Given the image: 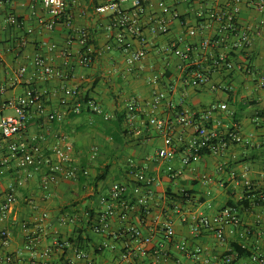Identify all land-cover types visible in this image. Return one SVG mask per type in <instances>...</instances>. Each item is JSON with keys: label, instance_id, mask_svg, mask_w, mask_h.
Returning a JSON list of instances; mask_svg holds the SVG:
<instances>
[{"label": "crops", "instance_id": "0c3cea01", "mask_svg": "<svg viewBox=\"0 0 264 264\" xmlns=\"http://www.w3.org/2000/svg\"><path fill=\"white\" fill-rule=\"evenodd\" d=\"M102 1L74 0L68 10L75 27L87 30L94 47L92 64L85 68L79 64L82 47L63 21L53 30L46 29L50 16L41 0H0V116L14 115L9 103L28 89L43 93L46 105L45 114L32 117L19 135L9 140L0 135V205L9 193L16 198L8 217L0 222V229L9 235L7 246L0 242V254L10 253L21 264H40L45 247L52 246L55 239H66L70 246L55 250L50 264H151L158 259L159 264H206L205 260L211 263L226 255L234 256L232 264H252L255 251L264 255V9L260 12L256 8L258 0H148L146 15L141 17L148 40L147 56L141 65L129 70L120 52L104 50L117 32L106 31L110 16L94 10ZM130 6L125 4L124 8ZM163 6L177 12L179 19L168 23L167 34L155 35L150 28L166 16ZM223 8L236 10L237 37L244 36L249 43L230 55L237 68L214 70L206 85L193 87L187 84L188 63L161 50L167 44L198 46L205 38L214 39L213 28L198 31L196 13ZM11 17H16L19 25L10 23ZM189 29L198 32L190 36ZM210 54L199 55L201 67L209 65L204 57L210 59ZM36 58H44L55 71L46 81L34 65ZM23 67L26 71L21 74ZM156 75L157 85L152 83ZM71 88L79 95L68 100L63 120L49 121L48 114L64 110L60 101L64 90ZM155 90L165 94L157 107H153ZM89 98L97 102L108 120L87 108L75 112L76 105ZM134 100L137 111L129 114L127 105ZM181 102L196 111L225 103L227 110L216 112L215 118L222 126L236 124L245 138L251 136V143L230 145L220 155L207 152L193 169L184 168L180 178L170 180L167 167L180 168L194 129H185L181 142L176 139L173 158L160 159L163 138L148 120L171 116ZM156 142L159 146L152 155L145 146ZM12 143L37 146L43 157L53 161L55 147L71 143L72 165L88 173L77 180L57 175L44 189L46 167L40 171L18 167L17 160L10 157ZM132 167L156 178L154 196L146 206L133 210L126 223L115 216L107 233H94L84 214L96 215L104 209L101 199L109 196L114 183L124 186L127 202L147 196L146 189L135 192ZM99 175L101 181L96 180ZM225 207L237 209L242 225L238 231L227 235L224 242L212 231L192 233L195 218L213 216ZM43 213L49 216L48 226L41 225ZM63 215L75 219L60 225ZM167 223L174 230L171 238L161 230ZM23 224L39 237L33 245L25 239ZM126 225L141 230L151 242L135 243L124 231ZM245 228L250 229L249 235L242 234ZM237 245L245 246L248 254L236 256ZM76 248L87 255L85 259L75 257ZM160 248L164 255L158 257ZM128 251L129 261L122 257Z\"/></svg>", "mask_w": 264, "mask_h": 264}, {"label": "built area", "instance_id": "2783aa9c", "mask_svg": "<svg viewBox=\"0 0 264 264\" xmlns=\"http://www.w3.org/2000/svg\"><path fill=\"white\" fill-rule=\"evenodd\" d=\"M91 2L95 0H89ZM183 2L186 0H177ZM205 1V0H202ZM74 0H41L43 9L49 14L50 20L45 24L47 30H53L59 21L67 29L71 31L76 37L77 41L82 47V53L79 58V64L88 68L92 64V57L94 54V47L90 42L89 34L86 29L75 27L72 17L68 13L70 4ZM130 4V8L125 9L124 5ZM148 0H103L101 3L95 5L94 10L98 14H108L110 16L109 23L105 26L108 32L116 31L115 39L108 44L104 50L118 51L123 57L129 70L138 67L146 59L147 56V36L141 22V17L146 15ZM256 8L261 12L264 9V0H258L255 3ZM163 13L166 15L158 19L150 28V32L155 35H165L168 33V23L171 20L179 19V14L171 11L168 7L163 6ZM198 31L205 28H213L215 31V38H205L198 46L187 45L180 47L172 44H167L162 48V53L167 56H175L183 62L188 63V80L187 84L193 87H202L209 82L210 74L214 70L231 71L237 67L231 60V53L243 49L249 41L245 37H237L238 27L236 19V10L219 9L213 11H205L199 9L196 13ZM9 22L14 25H19L16 17H11ZM185 25L184 22H181ZM264 25V20L261 21ZM197 29H189L190 36L197 34ZM31 32V30H28ZM215 50H220L218 54H214ZM208 52L212 55L210 59L204 57L205 61L209 63L207 67H201L199 58L202 53ZM35 67L40 71V78L43 81L51 78L55 71L47 63L44 58H36L34 60ZM26 68L23 67L20 73H24ZM159 76L153 77L152 83L158 84ZM79 92L76 88L65 89L64 98L60 101V105L64 108L61 112H54L48 114L49 121H62L65 116V109L70 98H77ZM153 107H157L164 99L165 94L161 91H154ZM9 106L14 110V115L0 116V135L3 139L9 140L26 128L28 121L34 116H41L46 112L45 98L43 93L28 89L25 93L19 96L16 100L9 103ZM82 108H87L92 113L102 115L105 120L109 119L105 115L97 102L92 99H86L79 102L75 107V112L80 113ZM138 105L134 101L127 105L129 114L137 111ZM227 105L225 103L213 104L207 110L196 111L183 105L181 102L176 111L169 117H151L148 124L163 138V146L158 150V158H173L176 154V139L182 141L185 129L193 128L194 134L185 146L184 153L180 159V168H175L172 165L167 167L168 178L176 180L183 174L184 168L193 169L194 165L208 152L213 155H220L230 145H249L251 143V136L245 138L236 124L223 125L221 121L217 120L214 114L218 111H226ZM221 126L222 130L218 127ZM40 149L37 146L21 147L16 143L9 146L10 157L17 160L20 168H33L40 171L46 167L44 172L43 188L48 189L55 177L61 176L69 180H77L81 175H86V170H81L72 165L71 156L74 152L71 143H64L62 146H57L54 149L56 161L48 157H43L40 154ZM130 173L135 181V192L139 193L141 189L147 190V196L139 197L135 202H127L123 199L125 188L120 183H114L111 186L108 197L101 199V204L104 209L99 211L96 215L90 212H85V216L89 219L88 226L96 234H105L109 231L110 220L118 216L121 222L126 223L129 214L139 206H146L148 199L154 196L153 187L157 184L156 178L147 175L143 170L132 167ZM16 198L12 193L6 195L4 201L0 205V222L5 221L12 206L15 204ZM49 216L43 213L40 219L41 225L48 226ZM75 218L68 215H63L59 219L60 225H66L68 222L74 221ZM241 221L238 211L235 207H225L213 216H200L195 218V222L191 225L193 234L200 233L201 230L212 231L215 233L220 242L226 240L227 235H231L241 228ZM25 233V239L29 245H33L37 240V236H33L31 230L26 224L22 226ZM166 237L171 238L174 235V230L171 224L167 223L162 229ZM128 234L131 235L135 243H150L151 238L142 234L141 230L132 225H126L124 228ZM250 229L245 228L242 234L249 235ZM8 232L0 229V242L3 246L9 244ZM70 246L66 239H55L52 246L45 247L42 251V262L40 264H50V259L55 250L64 251ZM244 248L245 246H241ZM184 249L183 246L180 247ZM143 253L142 249H139ZM75 257L77 259H85L86 254L74 249ZM157 256L164 255L163 249L157 251ZM238 256V253L235 254ZM124 260L129 261L131 253L128 251L122 255ZM233 255H226L221 259H217L210 263L205 260L206 264H232ZM252 264H264V255L255 251L251 255ZM0 264H21L15 261L10 253L0 254ZM66 264H75L74 261H68ZM151 264H159V259Z\"/></svg>", "mask_w": 264, "mask_h": 264}, {"label": "rangeland", "instance_id": "374dc122", "mask_svg": "<svg viewBox=\"0 0 264 264\" xmlns=\"http://www.w3.org/2000/svg\"><path fill=\"white\" fill-rule=\"evenodd\" d=\"M11 112H6V114H9ZM159 144L156 142L154 145L145 146V149L148 153L154 154L156 150L158 149Z\"/></svg>", "mask_w": 264, "mask_h": 264}, {"label": "trees", "instance_id": "16d2710c", "mask_svg": "<svg viewBox=\"0 0 264 264\" xmlns=\"http://www.w3.org/2000/svg\"><path fill=\"white\" fill-rule=\"evenodd\" d=\"M81 170H82V169H81ZM81 176H83V175H81ZM81 176H80V177H81ZM80 177H79V178H80ZM79 178H78V179H79ZM102 178H103L102 175H99V176L96 178V180H97V181H101ZM236 250H237V252H238L239 255L248 254V253H246V250H245L244 248H242L241 246H238V245H237V246H236Z\"/></svg>", "mask_w": 264, "mask_h": 264}]
</instances>
